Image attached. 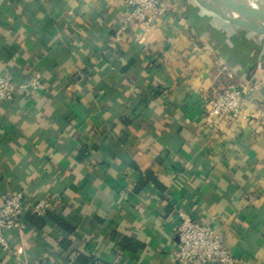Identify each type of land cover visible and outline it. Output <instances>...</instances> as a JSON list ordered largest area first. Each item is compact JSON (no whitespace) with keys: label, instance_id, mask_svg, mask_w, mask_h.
Instances as JSON below:
<instances>
[{"label":"crops","instance_id":"1","mask_svg":"<svg viewBox=\"0 0 264 264\" xmlns=\"http://www.w3.org/2000/svg\"><path fill=\"white\" fill-rule=\"evenodd\" d=\"M165 2L111 47L127 0H0V70L41 83L0 102V205L50 200L0 264H176L178 210L264 264V36ZM245 82L247 116L205 127L214 94Z\"/></svg>","mask_w":264,"mask_h":264},{"label":"built area","instance_id":"2","mask_svg":"<svg viewBox=\"0 0 264 264\" xmlns=\"http://www.w3.org/2000/svg\"><path fill=\"white\" fill-rule=\"evenodd\" d=\"M169 9L165 0H127V13L119 29L114 31L111 47L121 39L123 32L138 28L148 32ZM82 77V75L80 74ZM41 89L38 74L23 82H15L9 75L0 70V102L12 100L16 93ZM255 90L252 83H242L238 87L226 88L214 94L206 104L203 114L205 127L213 130L222 121H236L245 118L243 110L247 98ZM50 200L43 199L35 203L25 202L21 193L3 196L0 205V248L6 250V234L10 231L24 232L27 229V217H42L49 208ZM178 224L175 233L178 246L173 252L176 264H240L225 247L224 238L215 233L212 222L193 219L185 212L178 210Z\"/></svg>","mask_w":264,"mask_h":264},{"label":"water","instance_id":"3","mask_svg":"<svg viewBox=\"0 0 264 264\" xmlns=\"http://www.w3.org/2000/svg\"><path fill=\"white\" fill-rule=\"evenodd\" d=\"M200 9L223 22L264 36V0H194Z\"/></svg>","mask_w":264,"mask_h":264},{"label":"trees","instance_id":"4","mask_svg":"<svg viewBox=\"0 0 264 264\" xmlns=\"http://www.w3.org/2000/svg\"><path fill=\"white\" fill-rule=\"evenodd\" d=\"M239 46H241L240 49H242V50H246V51H248L247 49H251V45H250V44H248V43H246V42H244V41H241V40L239 41ZM248 52H249V51H248ZM247 79H249V80H251V81H253V80L256 79V72H255L254 68H251V70H249V71L247 72ZM147 179L150 180V181H152V182L154 183V185L157 184V182H156L152 177H150L148 174H147ZM143 185H144V182L140 185V187H142ZM27 218H28V220H29V219H30V220H33L34 218H37V217H34V216H28ZM121 243L123 244V246H124L125 248H130V249H132L131 246H129V241L126 240L125 238H122Z\"/></svg>","mask_w":264,"mask_h":264}]
</instances>
